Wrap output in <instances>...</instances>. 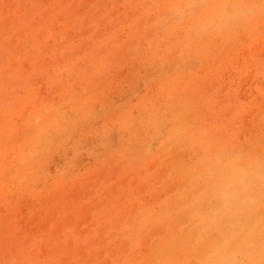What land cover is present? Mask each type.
I'll list each match as a JSON object with an SVG mask.
<instances>
[{
    "label": "rangeland",
    "instance_id": "374dc122",
    "mask_svg": "<svg viewBox=\"0 0 264 264\" xmlns=\"http://www.w3.org/2000/svg\"><path fill=\"white\" fill-rule=\"evenodd\" d=\"M173 1L0 0V264H215L218 257L262 264L264 0ZM176 142L181 143L178 148ZM237 170L244 178L229 174ZM185 173L190 175L187 184ZM254 194L260 195L258 200ZM228 215L238 227L231 226L235 223ZM126 217L132 218L127 222ZM185 225L188 233L197 227L187 235ZM161 235L174 248L149 258ZM184 249L191 255L182 257Z\"/></svg>",
    "mask_w": 264,
    "mask_h": 264
},
{
    "label": "bare ground",
    "instance_id": "6f19581e",
    "mask_svg": "<svg viewBox=\"0 0 264 264\" xmlns=\"http://www.w3.org/2000/svg\"><path fill=\"white\" fill-rule=\"evenodd\" d=\"M37 1H38V0H37ZM176 1H177V0H175V2H176ZM178 1H179V0H178ZM189 1H190V0H189ZM222 1H224V0H222ZM225 1H226V0H225ZM229 1H232V0H228L227 2H229ZM248 1H249V0H248ZM251 1H252V0H251ZM255 1H257V0H255ZM261 1H263V0H261ZM18 2H19V1H18ZM22 2H23V1H22ZM175 2L173 1L172 3H175ZM181 2H182V1H179L180 4H181ZM213 2H214V1H213ZM219 2H221V1H219ZM240 2H241V1H240ZM246 2H247V0H246ZM246 2H244V3H246ZM16 3H17V2H16ZM60 3H61V2H60ZM169 3H171V2H169ZM172 3H171V4H172ZM183 3H184V2H183ZM189 3H190V2H189ZM221 3H222V2H221ZM250 3H252V2H250ZM166 4H167V3H165L164 5L167 6L168 4H167V5H166ZM177 4H178V3H177ZM184 4H186V2H185ZM218 4H220V3H218ZM223 4H224V3H223ZM223 4H221L222 7L226 6V5H225L226 2H225V4H224V6H223ZM241 4H242V2H241ZM246 4H247V3H246ZM259 4H260V3H259ZM178 5H179V4H178ZM216 5H217V4H216ZM221 5H220V6H221ZM243 5H244V4H243ZM256 5H257V4H256ZM36 6H37V5H35V7H36ZM170 6H171V5H170ZM203 6H204V5H203ZM203 6H202V8H203ZM213 6H214V5H212V7H213ZM241 6H242V5H241ZM254 6H255V5H253V7H254ZM70 7H73V6H70ZM70 7H69V9H70ZM227 7H229V5H228ZM227 7L225 8L226 10H227ZM253 7H252V9H253ZM180 8H181V7H180ZM209 8H210V7H209ZM213 8H214V7H213ZM217 8H218V6H217ZM217 8H215V9L219 11L220 9H217ZM220 8H221V7H220ZM256 8H257V6L255 7L254 10H256ZM71 9H72V8H71ZM215 9H214V10H215ZM243 9H244V8H243ZM162 10H163V9H162ZM164 10H165V9H164ZM199 10H200V9H199ZM216 10H215V11H216ZM226 10H224V11H226ZM229 10H230V8H229ZM261 10H262V8H261ZM74 11H75V10H74ZM197 11H198V10H197ZM212 11H213V9H212ZM23 12H24V11H23ZM69 12H72V10H71V11L69 10ZM209 12H210V11H209ZM227 12H228V11H227ZM245 12H246V11H245ZM245 12H243V13H245ZM254 12H255V11H254ZM213 13H216V12H213ZM231 13H232V12H231ZM243 13H242V14H243ZM261 13H263V10L261 11ZM261 13H260V15H261ZM154 14L156 15V13H154ZM229 14H230V12H229ZM61 15H62V14H61ZM157 15H158V14H157ZM205 15H208V13L205 14ZM213 15H215V14H213ZM213 15H212V18L214 17ZM217 15H218V14H217ZM217 15H216V16H217ZM231 15H232V14H231ZM208 16H210V15H208ZM208 16H207V17H208ZM257 16H258V15H257ZM207 17H206V20H207L208 22L213 20V19H212V20H208ZM236 17H237V15H236ZM153 18H154V16H153ZM204 18H205V17H204ZM204 18H203V19H204ZM208 18H209V17H208ZM214 18H215V17H214ZM239 18H240V17H239ZM203 19H202V21H200L201 23L203 22ZM210 19H211V18H210ZM224 19H225V18H224ZM252 19H253V18H252ZM206 20H205V21H206ZM235 20H236V19H235ZM237 20H238V19H237ZM253 20H254V19H253ZM262 20H263V17H262ZM213 21H214V20H213ZM215 21H216V20H215ZM221 21H223V20H221ZM226 21H228V19H227ZM226 21H225V22H222V23H226ZM238 21H239V20H238ZM250 21L252 22V20H250ZM250 21H249V22H250ZM191 22H193V21H191ZM191 22H190V23H191ZM195 22H197L196 19H195ZM263 22H264V21H263ZM205 23H207V22H205ZM218 23H221V22H218ZM67 24H68V23H67ZM193 24H194V23H192V25H193ZM197 24H198V26H199L200 23L197 22ZM208 24H209V23H208ZM228 24H229V23H228ZM228 24H227V25H228ZM232 24H233V22H232ZM248 24L251 25L252 23H251V24L248 23ZM248 24H247V25H248ZM154 25H155V24H154ZM182 25H183V24H182ZM187 25H188V23H187ZM190 25H191V24H190ZM195 25H196V24H195ZM222 25H223V24H222ZM249 25H248V26H249ZM67 26H68V25H67ZM198 26H196V27H198ZM243 26H244V25H243ZM248 26H246V27H248ZM252 26L254 27V25H252ZM181 27H183V26H181ZM184 27H186V26H184ZM6 28H7V27H6ZM66 28H67V27H66ZM214 28H215V27H214ZM182 29H183V28H182ZM245 29H246V28H245ZM249 29H250V28H249ZM249 29H248V30H249ZM218 30H220V29H217L215 32H217ZM223 30H224V29H222V31H223ZM231 30H232V29H231ZM231 30H230V31H231ZM250 30H251V29H250ZM250 30H249L248 32H250ZM193 31H194V29H193ZM204 31H206V30H204ZM204 31H203V32H204ZM220 31H221V30H220ZM220 31H219V32H220ZM224 31H225V30H224ZM230 31H229V32H230ZM233 31H234V30H232V32H233ZM251 31H252V30H251ZM56 32H57V31H56ZM203 32H202V33H203ZM238 32H239V33H242V31H241V32L238 31ZM248 32H247V33H248ZM205 33H206V32H205ZM37 34H38V33H37ZM224 34H228V33L226 32V33H224ZM233 34H234V33H233ZM236 34H237V33H236ZM236 34H235V35H236ZM190 35H191V34H190ZM195 35H197V34L195 33ZM198 35H199V34H198ZM220 35H222V34L220 33ZM230 35H232L231 32H230ZM133 36H135V35L133 34ZM188 36H189V35H188ZM192 36H193V35H192ZM192 36H191V38L197 40L196 38H194V37H192ZM214 36H215V35H214ZM227 36H228V35H227ZM206 37H207V36H206ZM223 37H225V36H223ZM230 37H231V36H230ZM184 38H185V37H184ZM233 38H234V37H233ZM233 38H231V39H233ZM193 39H192V40H193ZM200 39H201V38H200ZM202 39H203V38H202ZM202 39H201V40H202ZM39 40H40V39H39ZM10 41H12V40H10ZM193 41H194V40H193ZM198 41H199V40H198ZM228 41H229V40H228ZM179 42H180V41H179ZM184 42H185V41H184ZM184 42H183V43H184ZM230 42H231V41H230ZM39 43H41V42H39ZM42 43H43V42H42ZM42 43H41V44H42ZM44 43H45V41H44ZM187 43H188V42H187ZM194 43H195V42H194ZM232 43H233V41H232ZM5 44H6V43H5ZM172 44H173V43H172ZM170 45H171V44H170ZM46 46H47V44H46ZM6 47H7V46H6ZM41 47H43V46H41ZM41 47H40V48H41ZM9 48H10V47H9ZM6 50H7V48H6ZM9 50H10V49H9ZM12 50H13V49H12ZM33 52H34V50H33ZM196 52H197V51H196ZM38 59H39V58H37V60H38ZM60 59H61V58H60ZM10 61H11V60H10ZM10 64H12V63H10ZM13 64H15V62H14ZM17 77H18V76H17ZM7 81H8V80H7ZM263 97H264V96H263ZM173 98H174V97H173ZM172 100H173V99H172ZM262 100H264V98H263ZM169 101H170V99H169ZM170 102H171V101H170ZM172 102H173V101H172ZM179 102H181V101H179ZM182 103H184V102H182ZM262 103H263V102H262ZM166 104H167V103H166ZM175 104H176V103H175ZM177 104H178V103H177ZM181 105H182V104H181ZM183 105H185V103H184ZM169 106H170V105H169ZM177 106H178V105H177ZM186 106H187V104H186ZM162 107H164V106H162ZM181 107H182V106H181ZM183 108H185V107L183 106ZM151 109H152V108H151ZM175 109H176V108H175ZM181 109H182V108H181ZM160 110H162V109H160ZM172 110H173V108H172ZM172 110H171V111H172ZM156 111H157V110H156ZM162 111H163V110H162ZM175 111H176V110H175ZM180 111H181V110H180ZM263 111H264V109L262 110V113H263ZM172 112H173V111H172ZM187 112H189V111H187ZM150 113H152V112L150 111ZM167 113H168V112H167ZM178 113H179V112H178ZM180 113H181V112H180ZM189 113H190V112H189ZM183 114H184V113H183ZM187 114H188V113H187ZM187 114H186V116H188ZM145 115H146V114H145ZM165 117H166V116H165ZM186 118H187V117H186ZM166 119H167V118H166ZM159 120H160V119H159ZM171 120H172V119H171ZM146 121H147V119H146ZM153 121H154V120H153ZM173 121H174V120H173ZM182 121H183V120H182ZM138 122H139V121H138ZM166 122H168V121H166ZM171 122H172V121H171ZM187 122H188V121H187ZM139 123H140V122H139ZM176 123H177V122H176ZM193 123H194V122H193ZM141 124H142V123H141ZM156 124H157V123H156ZM166 124H167V123H166ZM166 124H165V125H166ZM172 124H173V123H172ZM165 125H164V127H166ZM134 126H135V125H134ZM157 126H158V125H157ZM160 126H161V125H160ZM167 126H168V125H167ZM192 126H193V125H192ZM155 127H156V126H155ZM176 127H178V126H176ZM180 127H181V126H180ZM185 127H186V126H185ZM134 128H135V127H134ZM153 128H154V127H153ZM153 128H152V129H153ZM194 128H195V127H194ZM146 129H147V127H146ZM149 129H150V128H149ZM152 129H151V130H152ZM155 129H156V128H155ZM157 129H158V128H157ZM179 129H180V128H179ZM191 129H192V128H191ZM199 129H200V128H199ZM261 129H262V128H261ZM134 130H135V129H134ZM187 130H188V129H186L185 131H187ZM192 130H193V129H192ZM211 130H212V129H211ZM132 131H133V129H132ZM172 131H173V130H171V132H172ZM177 131H178V130H177ZM260 131H261V130H260ZM260 131H259V132H260ZM263 131H264V130H263ZM190 132H191V131H190ZM190 132H189V133H190ZM259 132H258V134H259ZM160 133H161V132H160ZM132 134H133V133H132ZM146 134H147V132H146ZM164 134H165V133H164ZM168 134H169V133H168ZM183 134H184V133H183ZM192 134H194V133H192ZM208 134H209V133H208ZM220 134H221V133H220ZM255 134H256V133H254V136H257V135H258V134H257V135H255ZM261 134H263V133H261ZM261 134H260V135H261ZM162 135H163V134H162ZM174 135H175V134H174ZM188 135H189V134H188ZM190 135H191V134H190ZM190 135H189V136H190ZM216 135H217V134H216ZM175 136H176V135H175ZM175 136H174V137H175ZM185 136H186V134H185ZM192 137H194V135H193ZM220 137H221V136H220ZM224 137H225V136H224ZM224 137H221V138H224ZM250 137H252V136H250ZM263 137H264V136H263ZM169 138H170V137H169ZM175 138H176V137H175ZM181 138H182V137H181ZM221 138H220V139H221ZM177 139H178V138H177ZM177 139H176V140H177ZM184 139H185V138H184ZM184 139H181V142H182ZM190 139H191V137H188V141H187V142H189V141L192 140V139H191V140H190ZM193 139H194V138H193ZM204 139H205V138H204ZM249 139L251 140V138H249ZM249 139H248V141H249ZM171 140H173V138H172ZM176 140H175V141H176ZM196 140L198 141V139H196ZM201 140H202V139H201ZM217 140H218V139H217ZM248 141H247L246 144H248V143L250 142V141H249V142H248ZM177 142H180V141H177ZM177 142H176V146H177V144H178ZM193 142H194V141H193ZM224 142H225V140H224ZM232 142H233V141H232ZM254 142H255V141H254ZM254 142H253V143H254ZM182 143H183V142H182ZM191 143H192V141H191ZM213 143H214V142H213ZM251 143H252V142H251ZM261 143H262V142H261ZM263 143H264V141H263ZM172 144H174V143H172ZM180 144H181V143H180ZM180 144H179V145H180ZM188 144H189V143H188ZM223 144L225 145V143H223ZM228 144H229V143H228ZM179 145H178V146H179ZM198 145H200V143H199ZM216 145H217V143H216ZM219 145H220V144H219ZM221 145H222V144H221ZM221 145H220V146H221ZM224 145H223V146H224ZM257 145H258V144H257ZM178 146H177V148H178ZM185 146L187 147L188 145H185ZM243 146H244V145H243ZM243 146H242V147H243ZM259 146H260V145H259ZM262 146H263V145H262ZM180 147H181V146H180ZM195 147H196V146H193L192 150H193ZM228 147H229V146H228ZM242 147H241V150L244 149V148H242ZM169 148H170V147H169ZM177 148H176V149H177ZM188 148H190V146H189ZM188 148H187V150H189ZM216 148H217V147H216ZM219 148H220V147H219ZM222 148H223V147H222ZM257 148H258V147H257ZM181 149H182V148H180V150H181ZM223 149H224V148H223ZM263 149H264V148H263ZM160 150H161V149H160ZM173 150H174V149H173ZM185 150H186V149H185ZM192 150H190V151L192 152ZM195 150H196V149H194V151H195ZM225 150H226V148H225ZM227 150H229V149H227ZM227 150H226V152H227ZM194 151H193L192 153H194ZM196 151H197V150H196ZM213 151H214V149H213ZM217 151H218V150H217ZM191 152H190V153H191ZM220 152L223 153L221 150H220ZM232 152H233V150H232ZM252 152H253V151H252ZM164 153H166V152L164 151ZM168 153H169V149H168ZM173 153H174V152H173ZM175 153H176V152H175ZM186 153H188V152H185V154H186ZM214 153H215V152H214ZM237 153H238V152H236V154H237ZM239 153H240V152H239ZM253 153H254V152H253ZM169 154H170V153H169ZM194 154H195V153H194ZM212 154H213V153H212ZM217 154L220 155L219 152H217ZM217 154H216V155H217ZM225 154H226V153H225ZM234 154H235V153H234ZM236 154H235V155H236ZM243 154H244V153H243ZM251 154H252V153H251ZM251 154H250V155H251ZM164 155H165V154H164ZM167 155H168V154H167ZM178 155H179V154H178ZM181 155H183V154H181ZM181 155H180V157H181ZM187 155H188V154H187ZM191 155H192V154H191ZM199 155H200V154H199ZM235 155H232V156L234 157ZM239 155H240V154H239ZM165 156H166V155H165ZM171 156H172V154H171ZM176 156H177V155H176ZM232 156H231V157H232ZM237 156H238V154H237ZM237 156H236V157H237ZM253 156H255V155H253ZM257 156H258V155H257ZM177 157H178V156H177ZM177 157H176V158H177ZM180 157H179V159L177 158V160L180 161V159L182 158V157H181V158H180ZM191 157H195V155H193V156H191ZM197 157H199V156L197 155ZM214 157H216L215 154H214ZM219 157H220V156H219ZM166 158H167V156H166ZM209 158H210V157H209ZM239 158H240V157H239ZM258 158H261V157H258ZM258 158H257V159H258ZM191 159H192V158H191ZM216 159H217V158H216ZM219 159L221 160V157H220ZM219 159H218V160H219ZM230 159H231V158H230ZM230 159L228 158V160H230ZM251 159H252V158H251ZM261 159L264 160V158H261ZM171 160H172V159H171ZM181 160H182V159H181ZM218 160H217V161H218ZM220 160H219V161H220ZM234 160L236 161V159H234ZM246 160H247V159H246ZM246 160H245V161H246ZM253 160H254V159H253ZM253 160H250V161H253ZM258 160H259V159H258ZM179 161H178V162H179ZM208 161H209V160H208ZM217 161H216V162H217ZM254 161H255V160H254ZM166 162H169V161H166ZM181 162H182V161H181ZM181 162H180V163H181ZM183 162H184V161H183ZM183 162H182V163H183ZM188 162H189V164H191L190 160H189ZM261 162H262V161H260V163H261ZM173 163H174V162H173ZM217 163H218V164H221V162H220V163L217 162ZM226 163H227V162H226ZM245 163H246V162H245ZM247 163H248V162H247ZM253 163H254V162H252V164H253ZM258 163H259V161H258ZM167 164L169 165V163H167ZM185 164H186V161H185L184 165H185ZM189 164H188V166H189ZM222 164H223V163H222ZM222 164H221V165H222ZM242 164L244 165V163H242ZM255 164H256V161H255ZM263 164H264V163H263ZM180 165H181V167H182V164H180ZM180 165H179V166H180ZM199 165H200V166H199ZM199 165H197L198 168H200L202 164H199ZM207 165H209V163H208ZM224 165H225V164H224ZM227 165H228V163H227ZM227 165H226V166H227ZM243 165H242V166H243ZM257 165H258V164H257ZM260 165L262 166V164H260ZM177 166H178V165H177ZM179 166H178V169L176 168L177 170H179ZM188 166H187V167H188ZM216 166H217V165H216ZM222 166H223V165H222ZM228 166H230V164H229ZM242 166H239V167H242ZM245 166H246V165H245ZM247 166H248V165H247ZM251 166H252V165H251ZM261 166H260V167H261ZM161 167H162V166H161ZM168 167H170V166H168ZM171 167H172V166H171ZM193 167H195V166H193ZM219 167H220V165H219ZM219 167H218V168H219ZM223 167H225V166H223ZM202 168H203V167H202ZM204 168H205V167H204ZM221 168H222V167H221ZM221 168H220V169H221ZM227 168H228V167H227ZM231 168H233V167H231ZM243 168H244V167H242V168H240V169H242V171H243V170H244ZM258 168H259V167H258ZM258 168H257V169H258ZM183 169H184V167L181 168V171H182ZM191 169H192V168H191ZM215 169H216V168H215ZM215 169H214V171H215ZM229 169H230V168H229ZM233 169H234V168H233ZM251 169H252V168H251ZM122 170H123V169H122ZM197 170H199V169H197ZM200 170H201V169H200ZM212 170H213V169H212ZM221 170H222V169H221ZM223 170H224V168H223ZM225 170H227V169H225ZM225 170H224V171H225ZM235 170H236V169H235ZM238 170H239V169H238ZM238 170H237V171H238ZM245 170H247V169H245ZM258 170H259V169H258ZM162 171H163V170H161V171H159V172H162ZM164 171H165V169H164ZM172 171H173V170H172ZM174 171H175V168H174ZM174 171H173V172H174ZM181 171H179V172H181ZM230 171H233V170L230 169ZM159 172H157V173H159ZM170 172H171V170H170ZM170 172H169V173H170ZM173 172H172V173H173ZM188 172H190V171H188ZM188 172H186V173H188ZM217 172H218V171H217ZM227 172H228V171H227ZM248 172H249V174L252 173V172H250V171H248ZM253 172H254V171H253ZM257 172H258V171H257ZM157 173H155V174L157 175ZM181 173H182V172H181ZM186 173L184 174L185 176H187ZM213 173H214V172H212V174H213ZM220 173H221V172H220ZM220 173H219V174H220ZM230 173H231L232 177L235 176V178H236L237 176L241 175L242 178H244L243 174H242V173L240 174L239 171H238L237 173H234V174H232V172H229V174H230ZM121 174H122V173H121ZM165 174H167V173H165ZM174 174H175V173H174ZM176 174H177V173H176ZM192 174H193V172H192ZM194 174H195V172H194ZM210 174H211V172H210ZM227 174H228V173H227ZM244 174H246V173H244ZM249 174H248V175H249ZM158 175H160V173H159ZM180 175H181V174H180ZM233 175H234V176H233ZM252 175H253V174H252ZM163 176H164V175H163ZM173 176H174V175H173ZM176 176H177V175H176ZM181 176H182V175H181ZM188 176H190V175H188ZM188 176L186 177V179H185L184 181H186V180L189 178ZM191 176H192V175H191ZM193 176H194V175H193ZM221 176H222V173H221ZM223 176H224V175H223ZM223 176H222V177H223ZM227 176H228V175H227ZM246 176H247V175H246ZM118 177H119V176H118ZM164 177H166V176H164ZM164 177H162V178H164ZM197 177H198V176H197ZM207 177H208V176H207ZM212 177H214V176H212ZM249 177H251V176H249ZM151 178H153V177H151ZM155 178H156V177H155ZM162 178H161V179H162ZM172 178H173V177H172ZM175 178H176V177H175ZM225 178H226V177H225ZM149 179H150V178H149ZM176 179H177V178H176ZM192 179H193V178H192ZM197 179L199 180V178H197ZM200 179H201V178H200ZM202 179H203V178H202ZM207 179H208V178H207ZM227 179H228V181H230L229 178H226V180H227ZM245 179H246V178H245ZM250 179H251V178H250ZM159 180H160V178H159ZM171 180H173V179H171ZM189 180H190V179H189ZM189 180H188V181H189ZM223 180H225L224 177H223ZM231 180H232V179H231ZM238 180H239V177H238ZM240 180H241V179H240ZM242 180H243V179H242ZM122 181H123V180H122ZM147 181H148V180H147ZM175 181H176V180H175ZM184 181H183V182H184ZM199 181H201V180H199ZM199 181H198V182H199ZM205 181H206V180H205ZM205 181H204V182H205ZM220 181H221V183L223 182L222 180H220ZM243 181H244V180H243ZM250 181H251V180H250ZM261 181H262V180H261ZM170 182H171V181H170ZM170 182H169V183H170ZM183 182H182V184H183ZM196 182H197V181H195V183H196ZM198 182H197V184H198ZM204 182H203V183H204ZM206 182H208V180H207ZM206 182H205V183H206ZM224 182H226V181H224ZM159 183H160V182H159ZM184 183L187 184V181L184 182ZM199 183H200V182H199ZM203 183H202V184H203ZM205 183H204V184H205ZM216 183H217V182H216ZM239 183H240V182H239ZM250 183H252V182H250ZM258 183H259V182H258ZM180 184H181V183H180ZM180 184H179V185H180ZM186 184H185V185H186ZM197 184H196L195 187H197ZM202 184H201V185H202ZM206 184H209V183H206ZM218 184H219V180H218ZM222 184H223V183H222ZM232 184H233V183H232ZM242 184H243V183H242ZM242 184H241V186H242ZM252 184H253V183H252ZM261 184H262V182H261ZM150 185H151V184H150ZM164 185H165V184H164ZM176 185H177V183H176ZM183 185H184V184H183ZM199 185H200V184H199ZM201 185H200V187H201ZM220 185H221V184H219L218 186L220 187ZM226 185H227V184H226ZM249 185H250V184H249ZM86 186H87V185H86ZM86 186H85V187H86ZM88 186H89V185H88ZM119 186H120V185H119ZM161 186H162V185H161ZM166 186L168 187L169 184L166 185ZM177 186H178V185H177ZM180 186H182V185H180ZM190 186H191V185H190ZM202 186H203V185H202ZM214 186H216V185H214ZM221 186L223 187V185H221ZM229 186H230V185H229ZM243 186H245V185L243 184ZM256 186H257V185H256ZM172 187H173V186H172ZM172 187H171V188H172ZM174 187H176V186H174ZM195 187H194V185H193V189H194ZM230 187H231V186H230ZM247 187H248V186H247ZM247 187H246V188H247ZM86 188H87V187H86ZM165 188H166V187H165ZM165 188L163 187L162 189H163V190H169V188H168V189H167V188L165 189ZM179 188H180V187H179ZM179 188H178V189H179ZM191 188H192V186L189 187L190 191H193V190H191ZM201 188H202V187H201ZM217 188H218V187H217ZM257 188H259V187L257 186ZM262 188H264V187H262ZM262 188L260 187V192H261V189H262ZM150 189H151V188H150ZM173 189H175V188H173ZM173 189H172V191H173ZM180 189H182V188H180ZM205 189H209V188H205ZM89 190H90V189H89ZM102 190H103V189H102ZM184 190H185V189H183L182 191L185 192L186 190H185V191H184ZM194 190H195V189H194ZM218 190H219V189H218ZM86 191H88V190H86ZM160 191H161V190H160ZM169 191H170V190H169ZM178 191H179V190H178ZM182 191L180 190L181 193H182ZM196 191H197V190H196ZM204 191H205V190H204ZM209 191H210V190H209ZM247 191H248V190H247ZM250 191H251V189H250ZM254 191H255V190H254ZM263 191H264V190H262V193H264ZM79 192H80V191H79ZM151 192H152V191H151ZM154 192H155V190H154ZM156 192H157V191H156ZM162 192H163V191H162ZM166 192H167V191H166ZM201 192H203V191H201ZM205 192H206V191H205ZM207 192H208V190H207ZM210 192H211V191H210ZM216 192H217V190H216ZM81 193H82V192H81ZM170 193H171V192H170ZM170 193L168 192V195H169ZM172 193L174 194V192H172ZM187 193H188V190L186 191V194H187ZM194 193H195V192H193V194H194ZM254 193H255V192H254ZM257 193H258V191H257ZM70 194H71V193H70ZM87 194H88V193H87ZM154 194H155V193H154ZM157 194H159V190H158V193H157ZM157 194H156V195H157ZM163 194H167V193L164 192ZM163 194H162V195H163ZM173 194H172V196L175 197L176 193H175V195H173ZM193 194H192V196H193ZM208 194H209V192H208ZM208 194L206 193L205 195L208 197ZM211 194H212V193H211ZM214 194H215V193H214ZM66 195H67V194H66ZM77 195H78V194H77ZM82 195H83V194H82ZM91 195H92V194H91ZM96 195H97V194H96ZM96 195H95V196H96ZM156 195H155V196H156ZM162 195H161V193H160V196H162ZM181 195H182V194H181ZM187 195H188V194H187ZM187 195H186V196H187ZM216 195H217V194H216ZM218 195H219V194H218ZM254 195L257 196L258 194H254ZM254 195H253V196H254ZM86 196H87V195H86ZM86 196H85V197H86ZM151 196H152V198H153V195H151ZM160 196H159V197H160ZM172 196H171L170 198H173V199L177 198V196H176L175 198L172 197ZM184 196H185V194H184ZM186 196H185V197H186ZM209 196H210V195H209ZM211 196H212V195H211ZM236 196H237V195H236ZM236 196H235V197H236ZM258 196H260V195H258ZM258 196H257V199H256V200H258V198H259ZM68 197H69V195H68ZM71 197H72V196H71ZM83 197H84V196H83ZM85 197H84V199H85ZM90 197H91V199H92V196H90ZM166 197H167V196H166ZM212 197H213V196H212ZM212 197H211V198H212ZM214 197H215V196H214ZM214 197H213V198H214ZM216 197H218V196H216ZM254 197H255V196H254ZM66 198H67V197H66ZM66 198H65V199H66ZM73 198L76 200L75 197H73ZM77 198H78V197H77ZM79 198H80V197H79ZM86 198H89V197H86ZM150 198H151V197H150ZM152 198H151V199H152ZM157 198H158V197H156L154 200L157 201ZM189 198H191V196H190ZM192 198H193V197H192ZM205 198H206V197H205ZM208 198H209V197H208ZM208 198H207V199H208ZM211 198H210V199H211ZM213 198H212V199H213ZM74 199H73V201H74ZM161 199H162V198H161ZM181 199H182V198H181ZM181 199H180V200H181ZM207 199H206V200H207ZM214 199H215V198H214ZM218 199H219V198H217V201L220 202V200H218ZM228 199H229V198H228ZM228 199H227V200H228ZM243 199H244V198H242V200H243ZM70 200L72 201L71 198H70ZM70 200L68 201V206L70 205V203H69ZM162 200H163V199H162ZM203 200H204V202L206 201L205 199H203ZM250 200H251V199H250ZM156 201H151V200H150V203L153 202V203H154V206H155V205H156V204H155ZM175 201L177 202L178 199H176ZM175 201H174V202H175ZM223 201H224V200H223ZM245 201H246V200H245ZM251 201H252V200H251ZM64 202H65V201H64ZM79 202H81V201L79 200ZM79 202H78V203H79ZM82 202H83V199H82ZM82 202H81V203H82ZM84 202H85V201H84ZM84 202H83V203H84ZM114 202H115V201H114ZM157 202H158V201H157ZM163 202H164V201H163ZM163 202H162V203H163ZM166 202H168V201H166ZM170 202H171V201H170ZM170 202H168V203L170 204ZM172 202H173V201H172ZM172 202H171V203H172ZM184 202H185V201H184ZM204 202L202 201V203H204ZM210 202H211V200H210ZM224 202H225V201H224ZM53 203H54V202H53ZM73 203H74V202H73ZM76 203H77V202H76ZM85 203H86V202H85ZM91 203H93V202H91ZM121 203H122V202H121ZM124 203H128V201H126V202H124ZM148 203H149V202H148ZM200 203H201V202H200ZM220 203H222V202H220ZM251 203H252V202H251ZM60 204H61V203H60ZM74 204H75V203H74ZM86 204H87V203H86ZM114 204H115V203H114ZM116 204H117V206H119L117 202H116ZM116 204H115V205H116ZM204 204H205V203H204ZM212 204H213V203H212ZM212 204L210 203L211 207L214 206V205H212ZM258 204H260V202H259ZM263 204H264V203H263ZM82 205H84V204H82ZM93 205H94V203H93ZM93 205H92V206H93ZM122 205H123V203H122ZM122 205H121V207H123ZM180 205H181V204H179V206H180ZM182 205H183V204H182ZM182 205H181V206H182ZM187 205H188V204H187ZM208 205H209V204H208ZM210 205H209V206H210ZM215 205H216V204H215ZM219 205H220V204H219ZM47 206H48V205H47ZM52 206H53V205H52ZM87 206H89V205H87ZM95 206H96V205H95ZM95 206H94V208H95ZM135 206H136V205H135ZM135 206H131L132 209H131V208H130V209L133 210V207H135ZM154 206L151 207L152 210H153ZM164 206H165V205H164ZM172 206H174V204H173ZM179 206L176 205V209H177V207H178V208L181 207V206H180V207H179ZM184 206H185V205H184ZM196 206H198V205H196ZM196 206H195V207H196ZM202 206H203V204H201L200 207H202ZM204 206H205V205H204ZM209 206L207 207V209H205L204 207H203V208H204L205 210H208V209L211 210V208H210ZM216 206H217V205H216ZM261 206H262V205H261ZM45 207H46V205H45ZM48 207H49V206H48ZM62 207H63V206H62ZM80 207H81L80 209H82V206H81V205H80ZM125 207H126V206H125ZM129 207H130V206H129ZM155 207H156V206H155ZM159 207H161V206H159ZM198 207H199V206H198ZM217 207H218V206H217ZM230 207H231V206H230ZM256 207H257V206H256ZM60 208H61V207H60ZM69 208H70V206H69ZM84 208H85V205H84ZM90 208H91V207H90ZM114 208H115V207H114ZM118 208H119V207H118ZM143 208H144V206H143ZM145 208H147V207H145ZM151 208H150V209H151ZM190 208L192 209V207H190ZM212 208H213V207H212ZM74 209H75V207H74ZM86 209H87V208H86ZM86 209H84L85 212H86ZM91 209H92V208H91ZM91 209H90V210H91ZM120 209H123V208H120ZM154 209H155V208H154ZM170 209H171V208H170ZM196 209H198V208H196ZM204 209H203V211H205ZM225 209H226V208H225ZM225 209H224V211H225ZM232 209H233V208H232ZM234 209H235V208H234ZM236 209H237V207H236ZM236 209H235V210H236ZM239 209H240V207H239ZM239 209H238V211H239ZM261 209H262V208H261ZM263 209H264V208H263ZM124 210H125V209H124ZM127 210H128V209H127ZM131 210H130V211H131ZM148 210H149V209H148ZM155 210H156V209H155ZM155 210H153V211H155ZM168 210H169V209H168ZM243 210H244V209H243ZM55 211H56V210H55ZM72 211H73V210H72ZM78 211H79V209H78ZM88 211H89V210H88ZM111 211H112V210H111ZM121 211H122V210H121ZM134 211H135V210H134ZM150 211H151V210H150ZM185 211H186V210H185ZM185 211H184V212H185ZM188 211H189V210H187V212H188ZM203 211H202V212H203ZM208 211H209V210H208ZM222 211H223V210H222ZM228 211H229V210H228ZM231 211H232V210H231ZM231 211H230V214L233 213V212H231ZM254 211H255V210H254ZM259 211H260V210H259ZM41 212H42V211H41ZM58 212H59V211H58ZM81 212H82V211H81ZM113 212H114V214H115V211H114V210H113ZM160 212H162V211H160ZM184 212H183V213H184ZM206 212H207V211H206ZM49 213H50V212H49ZM59 213H60V212H59ZM66 213H67V212H65V215H66ZM87 213H88V212H87ZM89 213H90V212H89ZM152 213H153V214H149V215H150V216H151V215L154 216V212H152ZM164 213L167 214L168 211L165 212V210H164ZM173 213H175V211H173ZM204 213H205V212H204ZM220 213H221V212H220ZM222 213H224V212H222ZM228 213H229V212H228ZM234 213H235V212H234ZM234 213H233V214H234ZM252 213H253V212H252ZM71 214H72V213H71ZM73 214H74V213H73ZM85 214H86V213H85ZM85 214H84V215H85ZM121 214H122V213L119 212V215H121ZM147 214H148V212L145 214V216L143 217V219H144V218L147 219V217H146ZM208 214H209V212H208ZM233 214H232V216H233ZM248 214H249V212H248ZM250 214H251V213H250ZM263 214H264V212H263ZM263 214H262V215H263ZM78 215H80V214H78ZM128 215H129V213H128ZM130 215H131V213H130ZM149 215H148V216H149ZM157 215H158V214H157ZM159 215H160V214H159ZM180 215H181V214H180ZM180 215H179V217H181ZM185 215H186V214H185ZM245 215H246V214H245ZM259 215H260V213H259ZM44 216L46 217V215H44ZM52 216H53V215H52ZM52 216H51V214H50V217H52ZM167 216H169V215H167ZM183 216H184V215H183ZM183 216H182V217H183ZM241 216H242V215H241ZM263 216H264V215H263ZM59 217H60V216H59ZM65 217H66V216H65ZM82 217H83V215H82ZM157 217H158V216H157ZM170 217H171V216H170ZM179 217H177V220H178ZM230 217H231V216L228 215L227 218H229V219L231 220L232 218H230ZM245 217H246V216H245ZM247 217H249V216H247ZM70 218H71V217H70ZM120 218H121V217H120ZM131 218H132V217H130V218L126 217L127 222H128V219L131 220ZM161 218H162V217H161ZM184 218H185V216H184ZM227 218H226V219H227ZM234 218H236V219L239 218V215H238V217H234ZM241 218H243V217H241ZM257 218H258V217H256L255 220H256ZM46 219H47V217H46ZM66 219H68V218L66 217ZM80 219H81V218H80ZM146 219H145L144 221H146ZM180 219H181V218H180ZM182 219H183V218H182ZM188 219H189V218H188ZM195 219H197V218L195 217ZM201 219H202V218H201ZM226 219H225V220H226ZM236 219H234V220L237 221V222H239V221L236 220ZM244 219H246V218H244ZM262 219H263V218H262ZM262 219L259 218V221L262 220ZM39 220H40V219H39ZM49 220H50V219H49ZM59 220H60V218H59ZM85 220H86V219H85ZM89 220H90V219H89ZM121 220H122V219H121ZM172 220H173V219H172ZM204 220H207V219H204ZM222 220H223V223H225L223 218H222ZM230 220H229V221H230ZM242 220H243V219H242ZM242 220H241V221H242ZM246 220H247V219H246ZM46 221H47V220H46ZM55 221H56V218H55ZM112 221H113V220H112ZM137 221H138V220H137ZM152 221L154 222V220H152ZM166 221H169V219L166 220ZM166 221H165V222H166ZM182 221H184V220H182ZM182 221H181V222H182ZM201 221H202V220H201ZM244 221H245V220H244ZM252 221H253V220H252ZM259 221H257L258 224H259ZM59 222H60V221H59ZM66 222H67V221H66ZM73 222H74V221H73ZM81 222H82V221H81ZM86 222H87V221H86ZM123 222H124V221H123ZM130 222H131V221H130ZM138 222H139V221H138ZM140 222H141V221H140ZM140 222H139V223H140ZM169 222L171 223V221H169ZM175 222H176V221H175ZM175 222H174V223H175ZM177 222H178V221H177ZM177 222H176V223H177ZM179 222H180V221H179ZM206 222H207V221H206ZM231 222H232V220H231ZM246 222H247V221H246ZM53 223H55V222H53ZM84 223H85V222H84ZM84 223H83V224H84ZM87 223H88V222H87ZM89 223H91V221H90ZM131 223H134V222H131ZM136 223H137V222H136ZM142 223H143V221H142ZM147 223H148V221H146V224H147ZM194 223H195V221H194ZM227 223H228V221H227ZM233 223H235V224H234V225H231V226L236 227V225H237V227H238V223L236 224V222L233 221L231 224H233ZM240 223H241V222H240ZM240 223H239V225H240ZM243 223H244V222H243ZM255 223H256V221H255ZM263 223H264V222H263ZM55 224H56V223H55ZM72 224H73V223H72ZM140 224H141V223H140ZM150 224H151V223H150ZM163 224H164V223H163ZM163 224H161V227L164 226ZM171 224H172V223H171ZM171 224H170V225H171ZM200 224H205V223L201 222V223H199V225H200ZM221 224H222V223H221ZM247 224H248V223H247ZM252 224H253V222H252ZM51 225H52V224H51ZM59 225H62V224H59ZM79 225H81V224H79ZM86 225H87V224H86ZM173 225H174V224H173ZM175 225H176V224H175ZM177 225H178V224H177ZM177 225H176V226H177ZM199 225H198V226H199ZM256 225H257V223L255 224V226H256ZM70 226H71V225H70ZM218 226H219V225H218ZM223 226H225V224H224ZM228 226H229V225H228ZM231 226H230V227H231ZM252 226H253V225H252ZM252 226H251L250 228H252ZM257 226H258V225H257ZM261 226H262V225H261ZM47 227H48V226H47ZM47 227H46V228H47ZM55 227H56V225H55ZM76 227H77V225H76ZM85 227H86V226H85ZM94 227H95V226H94ZM139 227H141V226H139ZM157 227H158V226H157ZM169 227H171V226H169ZM190 227H191V226H190ZM196 227H197V226L194 225L193 228H192V230L189 231V232H190V233H191V232L194 233V231L196 230ZM77 228H78V227H77ZM77 228H76V229H77ZM108 228H109V227H108ZM116 228H117V227H116ZM159 228H160V227H159ZM171 228H172V227H171ZM171 228H168V229H171ZM222 228H223V227H222ZM248 228H249V227H248ZM248 228H247V229H248ZM253 228H255V227L253 226ZM253 228H252L251 230H253ZM47 229H48V228H47ZM50 229H51V228H50ZM53 229H54V228H53ZM59 229H60V228H59ZM72 229H73V227H72ZM83 229H84V228H83ZM92 229H93V228H92ZM148 229H149V228H148ZM156 229H158V228H156ZM156 229H155V230H156ZM173 229H174V227H173ZM176 229L178 230V228H176ZM186 229H188V228H186V225H185V232L187 231ZM219 229H221V228H218V230H219ZM113 230H114V229H113ZM177 230H175V231L177 232ZM179 230H180V228H179ZM179 230H178V232H179ZM224 230L226 231V229H224ZM232 230H233V229H232ZM232 230H231V231H232ZM248 230H249V229H248ZM254 230L257 231L258 229H254ZM254 230H253V231H254ZM259 230H260V228H259ZM259 230H258V231H259ZM35 231H37V230H35ZM51 231H52V229H51ZM57 231H58V230H57ZM59 231H60V230H59ZM73 231H74V230H73ZM156 231H157V230H156ZM159 231H160V233H161V229H159ZM162 231H163V230H162ZM168 231H169V230H168ZM170 231H171V230H170ZM170 231H169L168 233H170ZM222 231H223V230H222ZM231 231L229 230V233H230ZM249 231H250V230H249ZM20 232H21V231H20ZM93 232H94V231H93ZM218 232L220 233L221 231L219 230ZM223 232H224V231H223ZM246 232H247V231H246ZM246 232H245V233H246ZM250 232H252V231H250ZM25 233H26V232H25ZM31 233L33 234V232H31ZM67 233H69V232H67ZM153 233L155 234V232H153ZM153 233H152V235H153ZM158 233H159V232H158ZM158 233H156L157 236H158ZM160 233H159V234H160ZM172 233H173V232H172ZM172 233H171V235H173ZM186 233H187V235L190 234V233H188V231H187ZM186 233H185V234H186ZM207 233H208V232H207ZM255 233H256V232H255ZM259 233H260V232H259ZM29 234H30V233H29ZM38 234L40 235V233H38ZM51 234H53V233H51ZM64 234H65V233H64ZM162 234H163V232H162ZM180 234H181V233H180ZM185 234H184V236H185ZM224 234H225V232H224ZM226 234H227V233H226ZM256 234H257V233H256ZM263 234H264V233H263ZM18 235H19V233H18ZM140 235H141V234H140ZM152 235H151V236H152ZM171 235H170V236H171ZM177 235H179V233H178ZM207 235H209V234H207ZM207 235H206V236H207ZM211 235H214V234H211ZM211 235H210V236H211ZM248 235H249V233L247 234V237H248ZM25 236H26V235H25ZM29 236H30V235H29ZM29 236H28V237H29ZM37 236H38V235H37ZM41 236H42V235H41ZM41 236H40V239L42 238ZM62 236H63V235H62ZM89 236L91 237V235H89ZM136 236H138V234H137ZM147 236H150V235H147ZM162 236H163V235H161L160 238L158 237L159 239H157V240L155 241V243L153 244V247L156 249V251L154 252L155 249H152V248H151L152 253H151V250L148 251L149 254H150V255H149V254L147 253V254L149 255V256H148L149 258L152 257V254H153V256H154V254L156 253V254H158V256H159V254L166 252L171 246L173 247L174 244H171V243H173V242H172V241H171V243H170V242L168 243V241L165 242L166 240L164 241V238H163ZM179 236H180V235H179ZM189 236H190V235H189ZM191 236H193V235L191 234ZM210 236H207V237L209 238ZM233 236H234V235H233ZM244 236H245V235H244ZM26 237H27V236H26ZM32 237H33V236H32ZM38 237H39V236H38ZM56 237H57V236H56ZM86 237H88V236H86ZM125 237H126V236H125ZM152 237H153V236H152ZM167 237H169V236L167 235ZM182 237H183V235H182ZM182 237H181V238H182ZM185 237H186V236H185ZM207 237L205 238L204 241H206ZM249 237H250V236H249ZM251 237H252V236H251ZM251 237H250V238H251ZM261 237H263V236L261 235L260 238H261ZM96 238H98V237H96ZM150 238H151V237H150ZM181 238H180V239H181ZM188 238H189V237H188ZM211 238H212V236L210 237V240H211ZM216 238H218V237H216ZM255 238H257V241H258V237H255ZM23 239H24V238H23ZM35 239H36V237H35ZM43 239H44V238H43ZM145 239H146V241H147L148 238H145ZM145 239H144V240H145ZM169 239H170V238H169ZM177 239H179L178 236H177ZM190 239H191V238L187 239V237H186L185 241L188 242L187 240L190 241ZM212 239H213V238H212ZM214 239H215V237H214ZM241 239L243 240L244 238L242 237ZM248 239H249V238H248ZM49 240H51V239H49ZM53 240H54V238H53ZM62 240H63V239H62ZM93 240H94V239H93ZM96 240H97V239H96ZM167 240H168V239H167ZM43 241H44V240H43ZM102 241H103V240H102ZM152 241H153V240H152ZM179 241H180V240H179ZM179 241H178V242H179ZM215 241H216V240H215ZM239 241H240V240H239ZM243 241H244V240H243ZM243 241H242V244H243ZM259 241H260V240H259ZM19 242H20V241H19ZM21 242H22V241H21ZM44 242H46V241H44ZM51 242H52V241H51ZM124 242H125V241H124ZM124 242L122 241V244H123ZM174 242L177 243V240L174 241ZM181 242H183V240H182ZM186 242L184 243V245L186 244ZM209 242H210V241H209ZM211 242H212V241H211ZM216 242H217V241H216ZM236 242H237V241H236ZM244 242H245V241H244ZM248 242H249V241H248ZM248 242H246V243L249 244ZM147 243H148V242H147ZM152 243H153V242H152ZM176 243H175V244H176ZM203 243H205V242H202V244H203ZM261 243H262V242H261ZM73 244H74V243H73ZM114 244H115V243H114ZM124 244H125V243H124ZM142 244H144V243H142ZM182 244H183V243H182ZM182 244H180V242H179V245H180V246H182ZM239 244H240V243H238V245H239ZM254 244H256V243H253V245H254ZM258 244H260V243H257L256 245H258ZM63 245H64V243H63ZM66 245H67V244H66ZM176 245H177V244H176ZM238 245H236V247H238ZM256 245H255V246H256ZM260 245H261V244H260ZM262 245H263V243H262ZM72 246H73V245H72ZM74 246H75V245H74ZM84 246H85V244H84ZM121 246L124 247L123 245H121ZM145 246H146V245H145ZM196 246H197V245H196ZM202 246H204V245H202ZM202 246H201V248H202ZM258 246H259V245H258ZM119 247H120V246H119ZM142 247H143V245H142ZM148 247H149V245H148ZM207 247H208V246H207ZM207 247H206V248H207ZM233 247H234V246H233ZM245 247H246V246H245ZM249 247H250V245H249ZM146 248H147V247H146ZM173 248H174V247H173ZM173 248H172V249H173ZM204 248H205V247H204ZM204 248H203V250H204ZM246 248H247V247H246ZM81 249H82V248H81ZM85 249H87V248H85ZM142 249H143V248H142ZM147 249H148V248H147ZM186 249H187V248H186ZM193 249H195V248H193ZM234 249H235V248H234ZM234 249H233V251H234ZM250 249H252V248H250ZM261 249H263V248H261ZM261 249H260V250H261ZM101 250H102V249H101ZM101 250H100V251H101ZM184 250H185V249H184ZM197 250H198V248H197ZM200 250H201V249H200ZM200 250H198V251L200 252ZM223 250H224V249H223ZM255 250H256V248H255ZM263 250H264V249H263ZM122 251H123V250H122ZM140 251L142 252V250H140ZM140 251H139V252H140ZM173 251H174V249L172 250V252H173ZM195 251H196V250H195ZM195 251H192V252H195ZM236 251H237V250H236ZM119 252H120V251H119ZM137 252H138V251H137ZM139 252H138V253H139ZM183 252H184V251H183ZM219 252H220V251H219ZM231 252H232V251H231ZM49 253H50V252H49ZM51 253H52V252H51ZM86 253H87V252H86ZM100 253H101V252H100ZM100 253H99V254H100ZM120 253H121V252H120ZM138 253H137V254H138ZM178 253H179V252H178ZM195 253H196V252H195ZM195 253H194V256L199 255V254L196 255ZM234 253H235V252H234ZM249 253H250V252H249ZM249 253H247V254H249ZM42 254H43V253H42ZM55 254H56V253H55ZM55 254H54V255H55ZM122 254H123V253H122ZM122 254H121V255H122ZM140 254H141V253H140ZM156 254H155V256H156ZM170 254H173V253H170ZM242 254H243V253H242ZM247 254H246V255H247ZM251 254H252V252H251ZM260 254H262L261 251H260ZM78 255H79V254H78ZM141 255H142V254H141ZM145 255H146V254H145ZM190 255H191V251H190V250H187V251L185 250V255H184V256L182 255V257H187V256H190ZM252 255H253V254H252ZM122 256H123V255H122ZM138 256H139V255H138ZM138 256H137V257H138ZM143 256H144V255H143ZM155 256H154V257H155ZM179 256H180V254H179ZM240 256H243V255H240ZM258 256H259V255H258ZM260 256H261V255H260ZM148 257H147V258H148ZM176 257H178V256H176ZM249 257H250V256H249ZM74 258H75V257H74ZM119 258H120V257H119ZM131 258L133 259V257H131ZM131 258H130L129 260H132ZM134 258H135V256H134ZM138 258H139V257H138ZM144 258H145V256H144ZM157 258H158V257H157ZM180 258H181V257H180ZM218 258H220V259H219L215 264H236V262H237V261H236L235 263H233V262H231L230 260H227V259H225V258H221V257H218ZM237 258H238V257H237ZM239 258H240V257H239ZM241 258H242V257H241ZM241 258H240V259H241ZM243 258H244V256H243ZM245 258H247V257H245ZM53 259H54V257H53ZM62 259H64V258H62ZM72 259H73V258H72ZM78 259H79V258H78ZM151 259H154V258H151ZM151 259H150V260H151ZM258 259H259V257H258ZM260 259H261V263L264 264V255H262V258L260 257ZM74 260H75V259H74ZM115 260H116V259H115ZM133 260H134V259H133ZM145 261H146V260H145ZM152 261H153V260H152ZM213 261H214V260H213ZM257 261H258V260H257ZM129 262H130V261H129ZM131 262H132V261H131ZM131 262H130V263H131ZM150 262H151V261H150ZM242 262H244V261H241L240 264H241ZM245 262H246V261H245ZM130 263H129V264H130ZM144 263H145V262H143V264H144ZM248 263H249V264H255V262H250V261H248ZM73 264H74V263H73ZM118 264H119V263H118ZM145 264H148V263H145ZM150 264H154V261H153L152 263H150ZM195 264H196V263H195ZM237 264H238V263H237ZM243 264H244V263H243Z\"/></svg>",
    "mask_w": 264,
    "mask_h": 264
}]
</instances>
